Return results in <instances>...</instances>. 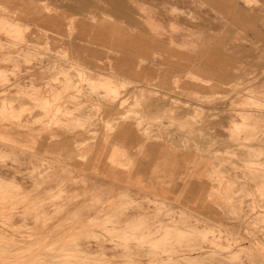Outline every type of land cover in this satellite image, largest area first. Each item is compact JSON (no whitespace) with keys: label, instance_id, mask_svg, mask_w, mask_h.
<instances>
[{"label":"rangeland","instance_id":"374dc122","mask_svg":"<svg viewBox=\"0 0 264 264\" xmlns=\"http://www.w3.org/2000/svg\"><path fill=\"white\" fill-rule=\"evenodd\" d=\"M0 180V232L75 233L74 257L147 264L176 220L210 250L180 264H264V0H0Z\"/></svg>","mask_w":264,"mask_h":264},{"label":"bare ground","instance_id":"6f19581e","mask_svg":"<svg viewBox=\"0 0 264 264\" xmlns=\"http://www.w3.org/2000/svg\"><path fill=\"white\" fill-rule=\"evenodd\" d=\"M247 1V0H246ZM107 6V5H106ZM8 148V147H7ZM14 150V149H13ZM111 161V160H110ZM119 177V176H118ZM137 178V176L135 177ZM134 178V179H135ZM2 180H0V183H1ZM3 184V183H1ZM18 192V191H17ZM15 194V193H14ZM13 195V194H12ZM5 196V195H4ZM1 197V196H0ZM3 197V196H2ZM11 197V196H10ZM3 200V198H1ZM26 201V200H25ZM21 202V201H19ZM24 203V202H23ZM109 203V201H108ZM12 205H15V203H12ZM27 204L29 205L28 201H27ZM27 204H22L21 205V209L23 207H25ZM111 204V203H109ZM7 205V204H6ZM5 204H3V202H0V208H6ZM10 205V203H9ZM25 205V206H24ZM31 205V204H30ZM181 205V204H180ZM1 206H6V207H1ZM20 206V205H19ZM18 206V207H19ZM23 206V207H22ZM15 207V206H13ZM188 207V206H187ZM17 208V207H16ZM14 208V209H16ZM32 208V207H31ZM176 208V207H175ZM114 209V208H113ZM189 209L191 210V208L189 207ZM25 210V209H24ZM31 210V209H30ZM64 211V209H62ZM62 210H59V211H62ZM179 210V209H177ZM28 211V210H27ZM33 211V210H32ZM38 211V210H37ZM41 211V210H39ZM38 211V212H39ZM1 212V211H0ZM42 212V211H41ZM40 212V213H41ZM181 212V211H180ZM185 212H188L185 211ZM56 213V212H55ZM23 214V213H22ZM46 214V213H44ZM59 214H62L59 212ZM106 214V213H105ZM181 214V213H180ZM187 214V213H185ZM190 214V211L188 212V215ZM48 215V214H47ZM47 215L45 217H47ZM65 215V214H64ZM103 215V214H102ZM179 215V214H178ZM183 215V214H181ZM36 216V215H35ZM38 216V215H37ZM41 216V215H40ZM52 216V215H51ZM63 216V215H62ZM61 216V217H62ZM187 216V215H186ZM190 216V215H189ZM65 217V216H64ZM19 218V217H18ZM51 218V217H49ZM58 218V217H57ZM11 219V218H10ZM40 219V218H39ZM48 219V218H47ZM65 219V218H64ZM81 219V218H80ZM9 220V219H8ZM36 220V219H35ZM41 220V219H40ZM45 220V219H44ZM58 220V219H57ZM60 220V219H59ZM63 220V219H62ZM69 220V219H68ZM52 221V220H51ZM76 221V220H75ZM73 221V222H75ZM80 221V220H79ZM200 221V220H199ZM208 221V220H207ZM56 222V221H55ZM58 222V221H57ZM61 222V221H60ZM69 222V221H68ZM176 220H174V222L172 224H168L166 223L164 226H162V229L163 231L161 232V236L159 238H151L152 241V244L155 246V247H165L167 248V250H165V254H157L155 253V255H153L152 257L149 258V262L147 264H180V262L183 263V259L185 257H191L192 254H194L192 251H198L200 250L202 253L203 252H210V250L208 251L207 249H205L203 246H202V243L204 242L205 243V240L203 241H199L198 239H195L194 237L191 236V234H187V237L189 238V240H183L182 238H178V236L182 237V234H180V228L176 225ZM202 222V221H201ZM209 222V221H208ZM40 223V222H39ZM78 223V221H77ZM80 223V222H79ZM97 223V222H96ZM11 224V223H10ZM51 224V223H50ZM72 224V223H71ZM76 224V223H74ZM83 224V223H82ZM98 224V223H97ZM39 225V224H37ZM44 225V223H43ZM46 225V224H45ZM59 225V224H58ZM78 225V224H77ZM80 225V224H79ZM78 225V226H79ZM90 225V223L88 224V226ZM99 225V224H98ZM215 225V224H214ZM8 226V225H7ZM42 226V225H41ZM47 226V225H46ZM70 226V225H69ZM84 227L86 225H83ZM87 226V227H88ZM95 226V225H94ZM203 226V225H202ZM206 226V225H205ZM204 226V227H205ZM60 228H63V226H59ZM82 227V226H81ZM81 227H77V228H80ZM86 227V228H87ZM90 227V226H89ZM195 227V226H194ZM203 227V229L205 230V228ZM13 228V227H12ZM18 228V227H17ZM26 228V226H25ZM45 228V226H44ZM55 229H58V227H54ZM85 228V229H86ZM225 229V227L223 225H221L220 223L219 224H216V230H218L219 232L222 230ZM38 229V228H36ZM69 229V228H68ZM80 229H77V230H80ZM83 227H82V230H85ZM184 229H188L189 232L190 231H193L191 225L190 226H186L184 227ZM72 230V229H71ZM75 230V231H77ZM81 230V231H82ZM207 230V229H206ZM55 231V230H53ZM52 231V232H53ZM73 231V232H75ZM209 231V230H207ZM206 231V232H207ZM228 231V230H227ZM39 232V231H38ZM72 232V231H71ZM80 231H78L79 233ZM118 232V231H117ZM40 233H41V230H40ZM54 233V232H53ZM67 233V232H66ZM65 233V234H66ZM69 233V232H68ZM67 233V234H68ZM208 233V232H207ZM207 233H205V236L203 239H207ZM230 233V232H229ZM66 234V235H67ZM73 234V233H72ZM75 234V233H74ZM73 235H60L58 237H62L64 240H59L57 241V239L54 237V240L53 238V241L50 242L49 241V237H52L54 236V234H50L49 232H43L41 234H36V232L34 234H29V237H24V236H21V237H16L14 236L13 234H8V233H5L4 231H1L0 232V264H32V261H36V262H41L42 260H44V257L46 255L50 256V260H52L54 263L57 262V264H104L105 262V259L104 258H98V257H101L103 254L100 253V254H97V253H94V252H90L88 250H86L84 253V255H77V256H73L70 253V250H69V253H65L63 251V248H61L60 245H57V242L61 243L62 241H65L67 238L69 239L68 236H74ZM77 234V233H76ZM236 234L237 236V233H234ZM78 235V234H77ZM82 235V234H81ZM96 235V234H95ZM98 235V234H97ZM126 235L125 232H123L122 234H119V233H115V234H112L111 237L112 238H123V236ZM101 236V235H100ZM57 237V238H58ZM70 237V238H71ZM77 238V236H74ZM95 237V236H94ZM61 238V239H62ZM85 238V237H84ZM68 239H67V242H68ZM80 240V239H79ZM78 240V241H79ZM122 240V239H121ZM149 240V239H148ZM216 240V239H215ZM252 241V240H251ZM66 242V241H65ZM64 242V243H65ZM77 242V241H75ZM113 242V241H112ZM148 242H151V241H148ZM253 242V241H252ZM248 243V242H246ZM254 243V242H253ZM73 244V243H72ZM240 244V243H239ZM250 244V243H249ZM57 245V246H56ZM66 245V244H65ZM71 245V244H70ZM75 245V244H73ZM59 246V247H58ZM64 246V244H63ZM76 246V245H75ZM246 246H249V248H252L250 245H246ZM237 247V246H235ZM78 249V248H77ZM76 249V250H77ZM202 249V250H201ZM83 250V249H82ZM81 250V251H82ZM75 251V250H74ZM84 251V250H83ZM77 252V251H76ZM241 251H237V250H231L230 251V259H238L239 258V255ZM80 254H82L81 252H79ZM76 254V253H75ZM197 254V253H195ZM199 254V253H198ZM105 255V254H104ZM103 255V256H104ZM215 255H220V252L218 251H215L214 250V254L212 255V258H214L213 256ZM92 256V257H91ZM98 256V257H97ZM107 256V255H106ZM199 256V255H198ZM221 256V255H220ZM200 257V256H199ZM211 257V256H210ZM208 256V258H210ZM122 258V257H121ZM208 258L206 259V261L208 262ZM33 259V260H32ZM46 259V258H45ZM49 259V258H48ZM47 259V260H48ZM102 259L104 260V262H101ZM108 260V259H107ZM110 261V260H109ZM123 262L127 263V264H133L135 263V260L131 257H124V260H122ZM43 262V261H42ZM45 262V261H44ZM48 263V261H46ZM111 262V261H110ZM109 262V263H110ZM50 263V262H49ZM54 263H51V264H54ZM107 263V261H106ZM105 263V264H106ZM108 263V264H109ZM36 264V263H35Z\"/></svg>","mask_w":264,"mask_h":264},{"label":"crops","instance_id":"0c3cea01","mask_svg":"<svg viewBox=\"0 0 264 264\" xmlns=\"http://www.w3.org/2000/svg\"><path fill=\"white\" fill-rule=\"evenodd\" d=\"M123 12V11H121ZM113 28V27H112ZM99 37H101L103 40H106L107 38L110 39V38H114V34H106V33H103V32H99ZM99 44V43H98ZM100 46L104 49V52H106L107 50H116V51H124L126 49H124L123 47H119L117 48L115 46V44H113L112 42L111 43H100ZM128 50V49H127ZM146 52V49H145V46H138V47H135V50H134V53H137L138 55L141 53H145ZM76 61L78 62V60L76 59ZM87 68V67H86ZM89 69V68H88ZM113 73V72H112ZM125 130V129H124ZM89 163V162H87ZM93 166V165H92ZM91 166V167H92ZM211 168H213V172H214V169H215V164L214 162H212V166L211 165H207L206 167V175H207V179L206 180H203L201 183L199 181H197V184L198 186L201 184V186H205L207 188V190H209V188L213 185L215 186V184L213 182H211V179H209L210 177V173H211ZM96 169V171H99V173L102 175V177H105L107 178L108 180L114 182V183H118V184H121L123 183L124 185H126V187L128 186H132V185H136V186H141V187H144L143 186V183H144V180L142 178V176H137V178H135L136 176L133 175V173L127 171V172H120V171H116L112 168H109V169H104L103 168V165H102V162L101 160L99 161V165H98V168H94L92 169V172ZM222 172L224 173L223 175L226 176L225 180H224V183L225 181H227L228 183H233L235 185H238V189L239 190H242L243 188V179H242V176L240 173H231V172H227V169L226 166H224L222 168ZM83 171V170H82ZM88 172H90V169H86L85 168V171H83V173H85L86 175L88 174ZM119 176V177H118ZM135 178V179H134ZM225 186V184H224ZM147 187V191H152V195L153 196H156V194H153V191L155 190V187L153 185H150V186H146ZM165 197V196H164ZM164 197H162V199H165ZM200 198H198V201L196 202L197 205L200 204ZM210 203H207L206 205H209ZM194 209V208H193ZM260 244H262L261 242H259Z\"/></svg>","mask_w":264,"mask_h":264}]
</instances>
